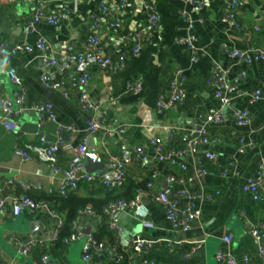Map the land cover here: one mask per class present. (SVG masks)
Wrapping results in <instances>:
<instances>
[{
  "label": "crops",
  "instance_id": "obj_1",
  "mask_svg": "<svg viewBox=\"0 0 264 264\" xmlns=\"http://www.w3.org/2000/svg\"><path fill=\"white\" fill-rule=\"evenodd\" d=\"M43 1L48 13H55L62 7L71 9L73 5L68 0ZM192 1L122 0V6L107 3L111 17L120 20L119 25L112 28L109 26L110 19L98 11L101 0H77V10L66 14L57 25L40 21L32 32H28L26 23L35 10V3L32 0H0V40L10 48L19 43L32 45L44 38L51 45L55 59V64L46 67L44 58L47 53L36 48L14 55L0 53V97H9L11 94L13 86L8 77L9 70L19 76L25 96V110L12 117L15 129L7 131L0 124V185L9 178L29 184V194L35 199L48 201L56 212V216H53L46 208L34 211L22 209L19 215L13 216L7 201L4 212L0 214V264H41L43 254L48 255L47 264H116L106 237L101 239L103 248L89 261L84 262L81 257L85 236L98 233L102 225L106 226L100 214L80 216L77 222L80 235L77 239L54 249L52 236L65 219V212L57 210L60 196L57 188L62 181L61 175L53 174L46 163L35 158L23 161L12 152L14 143L33 140L32 134L39 119L36 108L40 104L51 103L57 121L74 128L69 148L58 152L59 165L64 166L70 156V148L82 142L87 145V139L92 138L108 170L95 174L109 178L110 159L102 148V136L100 133H89L87 120L105 117L113 126L122 125L128 148L141 146L146 155L152 158L151 138L164 139L170 129L186 132L218 108L213 89L207 83L210 75L217 70L224 71L229 80H238L240 91L251 93L260 90L264 97V60L244 64L229 56L232 50L262 46L263 33L254 28L264 26V0H242L232 25L223 21L230 11L231 0ZM196 2H200V6ZM147 5L153 7L158 17V28L143 44L139 54L132 56L133 37L146 22ZM93 16L98 19L97 28L93 26ZM90 34L98 37L97 49L103 56L111 60L124 56L120 70L111 71L94 63L83 68L67 62L65 57L69 48L73 52L82 51ZM186 36L194 39L196 61H192L191 53L177 43L178 38ZM177 69L182 70L185 77L184 99L174 108L160 112L156 106L157 99L169 93L170 78ZM81 73L89 75L87 97L99 106L97 111L82 109L74 95L65 97L63 92H70L71 89L68 84L55 91L46 88L40 81L43 75L66 80ZM135 81L141 85L138 94L126 89ZM234 110H247V124H236ZM205 128L216 142L199 144L194 152L181 157L178 165H183L184 169L179 166H159L160 173L154 180L151 192L166 188L172 193L180 189H202L210 192L213 200L194 203V207L200 211L199 220L193 223L190 230L182 232L171 227L162 206L149 192H144L140 196V203L147 208L144 220L129 209L119 212L117 216L125 230L121 246L128 255L117 264L123 261L124 264H149L151 261L154 264H218L215 260L218 250L229 251L238 261L243 256L258 260L257 244L250 234V228L260 224L264 226V201L252 200L241 188L248 178L257 176L258 166L264 159V103H251L248 96L244 95L235 99L230 108L223 110V120L219 124L210 123ZM41 129L48 139L55 138L54 123L46 122ZM240 139L244 140L242 144ZM119 141L117 134L105 139L108 151L116 158L129 157L127 176L122 183H146L149 179L148 170L133 162L132 153L121 152ZM247 143L250 145H245ZM207 152L214 154L212 160L204 158ZM198 162L206 170L205 174H197ZM172 173L190 178L191 181L183 185L166 183L165 175ZM121 184L114 188L111 195L128 196L129 192L121 188ZM4 191L6 195H12L18 193L19 188L9 186ZM262 191L264 194V183ZM106 193L99 182H81L68 195L93 198L101 203ZM180 202L184 203L185 200L180 199ZM31 224L34 225L33 231H30ZM11 233L15 235L16 241L8 239ZM226 235L231 236L228 244L222 240ZM130 236L160 240L161 244L136 254L126 244ZM33 238L43 242L27 256L21 254L19 244ZM166 241L181 242L182 245L171 250L167 248ZM194 241H199L200 247L191 256L183 257V251H187Z\"/></svg>",
  "mask_w": 264,
  "mask_h": 264
},
{
  "label": "built area",
  "instance_id": "obj_2",
  "mask_svg": "<svg viewBox=\"0 0 264 264\" xmlns=\"http://www.w3.org/2000/svg\"><path fill=\"white\" fill-rule=\"evenodd\" d=\"M35 3V10L32 15L27 19L26 29L28 32L34 30L35 25L44 21L47 24L57 25L62 18L77 10V0H68L73 3L71 9L62 7L55 13H48L44 9L43 0H32ZM193 3L192 0H187ZM122 0H101L98 4V11L104 17L109 18V26L115 28L119 25L120 20L117 17H111L108 4L113 6H122ZM242 0H231L230 11L224 16L223 21L229 24H233L235 21L236 10L241 5ZM200 6V2H196ZM146 10L148 12L146 22L144 26L135 32L132 42L130 53L132 56H137L142 49L143 44L148 41L153 33L158 28V17L154 12L152 6L147 5ZM92 23L95 28L99 26L98 19L93 16ZM255 31L263 33V44L261 47L249 50H232L229 52V56L237 62L244 64H251L257 60H264V26L255 27ZM177 43L183 45L190 53L191 60L196 61L194 39L191 36L184 38H178ZM98 37L95 34H90L86 39L85 48L80 52H73L69 48V52L66 55L67 62L75 63L83 68L90 64H97L101 68H107L111 71L120 70L123 65L124 56L120 55L115 60H111L109 57L103 56L101 51L97 49ZM34 48L47 53L44 58V65L46 67L55 64V59L52 56V48L47 40L44 38L38 39L34 44L19 43L8 48V45L0 40V53L17 54L18 52H31ZM9 80L13 86L9 97H0V124L7 131H13L16 127L13 116L15 114L22 113L25 109L23 107L24 90L22 88L21 80L19 76L13 70L8 71ZM89 75L81 73L79 75L71 76L68 79H51L47 75H43L40 79L43 86L51 90H59L68 84L71 89L70 92H63L65 97L74 95L82 109L97 111L99 106L91 102L87 97V82ZM207 83L212 87L214 96L217 99L218 108L209 112L208 115L200 121V124L187 130L186 132L179 133L175 129H170L164 139L151 138L149 144L153 151V157L150 158L146 155L144 149L141 146H135L128 148L126 140L124 138V127L122 125L113 126L110 120L105 117H100L95 120L93 118L87 120L86 125L90 134L100 133L102 136V148L110 159L111 177L107 178L99 174H89L84 171L86 164L87 145L86 142H82L72 148H70V156L66 160L64 166H60L58 163V152L61 149L69 148V142L74 128L72 125L62 124L57 121L56 114L53 110L52 104L45 102L37 106L36 112L39 115V119L36 124V129L33 132V140L25 143H14L12 152L23 161H28L33 158L40 162L48 164L53 174H60L62 181L58 185L57 193L60 196H66L67 194L75 191L81 182H87L89 184L93 182H99V184L107 191L112 190L121 184L127 176V165L129 164V157L116 158L107 149V143L105 139L117 134L119 141V149L121 152H130L133 154L132 160L142 169H147L149 179L146 181L144 187L136 189L134 198L125 200L118 198L109 201L101 210V216L104 218L108 230L111 232V240L108 245L114 254V263H118L125 259L128 255L125 248H122L121 241L125 236L124 228L119 224L117 216L119 212L123 210H132L133 213L144 220L147 216V208L140 203V196L144 192H149L151 197L158 202L166 215L171 227L175 230L186 232L191 229L193 223L199 220L200 211L194 207L195 202L199 201H211L213 196L210 192L205 190L188 191L180 189L175 193L169 188L164 190H158L151 192L154 180L160 173L161 165H169L171 167L179 166L180 169L185 167L181 164L178 165V160L185 154L194 152L196 146L199 144H208L216 142L215 138L209 136L206 130L207 124H219L223 120V110L231 107L233 101L244 95H247L249 102H263L264 97L261 95L260 90H254L251 93L240 91L238 88V80H229L226 73L222 70H217L212 73L207 80ZM185 77L182 70L177 69L173 72L169 82V93L165 96H160L157 99L156 106L158 111L164 112L174 108L180 104L185 96ZM133 94H138L141 90L139 82L135 81L129 84L126 88ZM236 124L239 126L245 125L248 122L249 116L247 110H234ZM46 122H52L56 125L55 138L50 140L46 137L44 131L41 129L42 125ZM244 142L240 139V143ZM245 145H250L247 143ZM242 147L241 150L242 151ZM206 160H212L214 154L207 152L204 155ZM200 165V166H199ZM198 175L206 173V170L197 165L196 170ZM166 183H177L183 185L187 181H191L190 178L177 176L175 174L165 175ZM264 183V159L258 166L257 176L255 178H248L242 185V191L250 195L251 199L256 202L264 201V194L262 186ZM9 186H17L19 192L6 195L4 189ZM30 185L17 182L15 178H9L0 185V214L4 212L6 202L10 203V209L13 216L20 214L22 209H28L31 211L41 208L48 209L49 213L56 216V212L49 206V202L44 199H35L29 194ZM180 199H184L185 202H180ZM84 214L96 215V212L87 206L77 212L76 217L72 221L73 232L63 240V244H68L77 239L80 235V231L77 228V222L80 216ZM60 223L54 231L51 241L54 243L59 235L61 227ZM146 225L147 223L144 222ZM250 234L254 238L257 244L258 260L254 261L248 256H243L240 261L229 251L218 250L215 253V260L218 264H264V226L256 225L250 228ZM10 241H16V237L13 233L8 235ZM223 242L228 244L231 240L230 235L223 237ZM43 240L33 238L26 243L19 244V251L21 254L27 256L31 251L39 246ZM126 244L130 250L138 254L144 251H148L153 245L161 244L160 240H145L140 236H130L126 240ZM181 242H168L166 246L169 249L174 247H180ZM104 246L102 241H98L93 233H88L85 236L84 243L82 245V260L87 262L91 257L100 251ZM200 247L199 241L190 243V247L187 251H183V257L191 256ZM48 255L43 254L40 258L41 264H47ZM4 264V263H2ZM149 264H154L153 261Z\"/></svg>",
  "mask_w": 264,
  "mask_h": 264
},
{
  "label": "trees",
  "instance_id": "obj_3",
  "mask_svg": "<svg viewBox=\"0 0 264 264\" xmlns=\"http://www.w3.org/2000/svg\"><path fill=\"white\" fill-rule=\"evenodd\" d=\"M123 186L121 187V185ZM120 185L121 188L127 189L129 192L128 196H122V195H111L113 192L114 188L110 191H107L108 193L105 194V198L101 203H98V201L94 200L93 198H82V197H77L74 195H66V196H59V205L57 207V210H61L65 212V219L63 223L61 224L60 230H59V235L57 239L54 242V249L60 248L63 245V240L64 238L68 237L72 232H73V227H72V221L77 215V212L87 206H90L96 214H101V210L103 207L111 200H115L118 198H122L125 200H130L134 198L135 196V191L139 187H143L145 184V181L143 182H138V183H128L125 184L122 183ZM116 188V187H115ZM70 194V193H69ZM39 199V198H38ZM94 237L98 240L101 241L102 238H107L109 241L111 240V232L108 230L107 226L102 225L98 233H93ZM125 262H121L120 264H124Z\"/></svg>",
  "mask_w": 264,
  "mask_h": 264
},
{
  "label": "water",
  "instance_id": "obj_4",
  "mask_svg": "<svg viewBox=\"0 0 264 264\" xmlns=\"http://www.w3.org/2000/svg\"><path fill=\"white\" fill-rule=\"evenodd\" d=\"M84 170L87 173L91 174H95L98 171L108 172L106 164H104L101 159L100 153L96 151L95 144L92 138L87 139L86 164L84 166ZM33 227L34 225L31 224L30 231H33Z\"/></svg>",
  "mask_w": 264,
  "mask_h": 264
}]
</instances>
